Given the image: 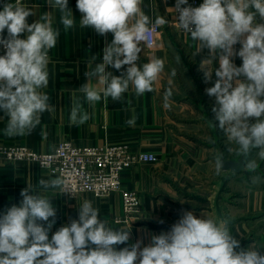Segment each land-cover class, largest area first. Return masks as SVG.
<instances>
[{"label": "clouds", "instance_id": "1", "mask_svg": "<svg viewBox=\"0 0 264 264\" xmlns=\"http://www.w3.org/2000/svg\"><path fill=\"white\" fill-rule=\"evenodd\" d=\"M47 3L60 11L65 31L74 27L68 0ZM142 4L143 0H77V9L83 14L80 26L114 37L104 47L101 62L93 68L97 56L88 61V82L79 87L87 103L95 104L102 97L119 101L130 86L138 96L153 91L164 61L152 57L142 66L137 64L141 43L153 46L151 22ZM183 5H188V0H176V23L197 42V54L208 50L200 69L206 83L213 73L217 78L206 94L215 97L212 111L226 135L227 151L235 152L245 169L255 170L248 161L252 150L259 149L258 155L264 159V0H203L198 7ZM32 15L21 0L6 2L0 10V45L6 50L0 56V110L8 117L4 134L9 137L30 135L40 125L41 114L54 110L50 96L41 89L48 86V52L56 46L60 32L53 27L49 12L29 24L27 18ZM165 22L157 19L155 24ZM238 43L241 48L237 52L234 45ZM237 55L242 59L239 67L232 62ZM109 66L127 68L116 76L106 71ZM93 78H97L95 83ZM82 107L74 98L72 124L90 119ZM209 123L215 129L216 125ZM224 161V153L218 152L214 158L217 175ZM37 188L73 194L59 177L41 178L37 187L27 184L19 205L13 204L0 215V264H264V255L255 247L236 251L240 241L230 234L226 220L198 218L191 211H185L170 231L153 235L149 245L141 247L142 241H137L118 249L129 241L130 230L109 227L100 219L99 209L84 200L79 204V219L62 226L49 239L56 209L52 199Z\"/></svg>", "mask_w": 264, "mask_h": 264}, {"label": "crops", "instance_id": "2", "mask_svg": "<svg viewBox=\"0 0 264 264\" xmlns=\"http://www.w3.org/2000/svg\"><path fill=\"white\" fill-rule=\"evenodd\" d=\"M193 1L203 3V0H188V4ZM6 2L15 0H0V10ZM21 3L35 14L27 18L29 24L49 12L53 27L60 32L56 46L48 52V86L41 89L50 96L54 110L41 114L40 125L30 135L11 137L4 134L8 117L0 110V146L21 145L36 153L48 154L67 141L80 148L123 145L135 154L155 155L159 159L155 164L137 165L123 176V189L139 195L141 212L134 217L126 216L119 193L97 198L37 188L52 199L56 209L49 239L62 226L78 220L79 204L89 200L109 227L130 230L129 241L117 246L118 249L137 241H142L141 247L149 245L153 235L170 231L185 211H191L198 218L204 215L226 220L230 234L240 241L236 251L255 247L264 255V182L249 180L247 169L241 174L223 169L216 174L214 158L220 136L209 129V121L215 125L218 121L212 112L215 97L207 95L206 89L217 78L213 73L212 80L205 82L200 63L208 56V50L197 54V42L173 26L176 0H143L141 5L150 19V27L157 25V19L166 21L159 24L163 31L154 46H140L142 51L137 61L138 66L152 57L164 61V70L153 91L138 96L130 86L121 100L113 101L109 97L105 101L102 97L95 104L84 100L79 87L88 82L85 76L88 61L97 56L93 68L102 61L103 49L111 43L113 34L102 36L92 28H82L83 14L77 9V0H68L75 25L67 31L60 22V11L49 6L47 0H21ZM3 36L7 38V29ZM240 48L239 43L234 45L237 52ZM232 62L237 67L242 65L238 55ZM210 67L215 70L216 64ZM126 68L116 70L109 66L106 71L120 76ZM96 79L93 78V83ZM74 98L82 103V111L90 115L83 124L70 122ZM57 177L34 164L0 161V215L13 204L19 205L23 199L21 190L27 184L37 187L39 179ZM40 223L47 226V222Z\"/></svg>", "mask_w": 264, "mask_h": 264}, {"label": "built area", "instance_id": "3", "mask_svg": "<svg viewBox=\"0 0 264 264\" xmlns=\"http://www.w3.org/2000/svg\"><path fill=\"white\" fill-rule=\"evenodd\" d=\"M188 5L198 7L200 3L193 1ZM176 22L178 13L175 12L173 26L180 33L186 34ZM151 28L154 46L163 28L161 25H154ZM140 46L149 48L143 43ZM5 52L4 47L0 45V56ZM0 161L9 164H34L42 170L58 175L67 182L74 194L63 193L64 195L90 194L101 198L119 193L123 199L126 216L134 217L141 212L139 195L123 189V176L137 165L155 164L159 159L155 155L135 154L123 145L80 148L67 141L57 145L55 150L48 154H39L21 145L0 146Z\"/></svg>", "mask_w": 264, "mask_h": 264}, {"label": "rangeland", "instance_id": "4", "mask_svg": "<svg viewBox=\"0 0 264 264\" xmlns=\"http://www.w3.org/2000/svg\"><path fill=\"white\" fill-rule=\"evenodd\" d=\"M210 128H212V127H209V129ZM214 130L216 131V134L218 132V134L220 136L218 138V140H217V145H218L217 148L219 149L218 152H223L224 153V157H225V161L224 162H230L228 160L231 159L232 162H236V163L242 164L241 158L238 157L235 154V152L229 153L227 151L228 141H227V138H226V135H225L224 131L218 127V123L216 124V127H215ZM205 140L207 141V139H205ZM233 147H235V145H233ZM258 152H259V149H254V150H252L251 154L249 155L248 161H250V162H252L254 164V169L255 170H247L246 173L249 176V180L253 179V181H262V182H264V159H261L259 157ZM245 178H248V177L245 176Z\"/></svg>", "mask_w": 264, "mask_h": 264}, {"label": "water", "instance_id": "5", "mask_svg": "<svg viewBox=\"0 0 264 264\" xmlns=\"http://www.w3.org/2000/svg\"><path fill=\"white\" fill-rule=\"evenodd\" d=\"M223 170L224 171H232L233 173L236 174H241L244 172L245 167L242 164L236 163V162H223Z\"/></svg>", "mask_w": 264, "mask_h": 264}]
</instances>
